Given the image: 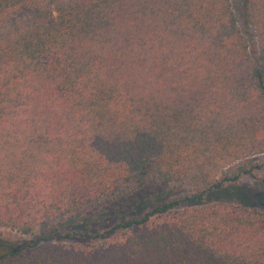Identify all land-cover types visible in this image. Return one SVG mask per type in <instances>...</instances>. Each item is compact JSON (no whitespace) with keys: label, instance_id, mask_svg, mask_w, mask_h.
Listing matches in <instances>:
<instances>
[{"label":"trees","instance_id":"trees-1","mask_svg":"<svg viewBox=\"0 0 264 264\" xmlns=\"http://www.w3.org/2000/svg\"><path fill=\"white\" fill-rule=\"evenodd\" d=\"M239 4L0 0V264H264L235 187H264V0Z\"/></svg>","mask_w":264,"mask_h":264},{"label":"rangeland","instance_id":"rangeland-1","mask_svg":"<svg viewBox=\"0 0 264 264\" xmlns=\"http://www.w3.org/2000/svg\"><path fill=\"white\" fill-rule=\"evenodd\" d=\"M232 4H234L235 12L237 15L241 12L242 5L239 4V0H232ZM255 49V46H251V49ZM259 157L250 158L253 162H256ZM247 160H242L241 163L246 162ZM225 172L228 171L224 170ZM259 177L264 178V170L259 172ZM238 191L243 192L246 195L248 202L253 206L255 205L259 209L264 210V187L259 182H254L248 178H243L237 186H235ZM188 189L181 185H167L162 186L153 190H146L138 195V200H143L146 202V206L143 210L136 211L133 213L125 214L126 219L140 218L144 212L149 211L151 208L161 205L168 200H174L178 198H183L188 195ZM244 199V200H245ZM121 219L113 217L104 221L103 224L95 227L94 229L98 232L103 229L115 224ZM62 230H68L74 228L73 224L69 221H65L61 225ZM20 236L15 232H11L9 230L0 229V240L5 242L15 243L19 241Z\"/></svg>","mask_w":264,"mask_h":264}]
</instances>
